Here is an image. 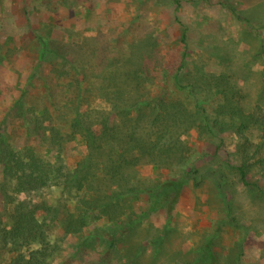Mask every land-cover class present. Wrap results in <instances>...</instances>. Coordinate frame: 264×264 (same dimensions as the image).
<instances>
[{"label":"rangeland","instance_id":"obj_1","mask_svg":"<svg viewBox=\"0 0 264 264\" xmlns=\"http://www.w3.org/2000/svg\"><path fill=\"white\" fill-rule=\"evenodd\" d=\"M262 24L264 0H226L225 4L181 0L178 9L174 0H0V121L9 112L8 118L19 125L18 107H11L24 91L40 89L52 56L45 58L34 85L28 86L27 79L43 58L46 41H54L59 48L82 42L87 52L99 46L107 54L135 58L137 66L147 65L148 72L135 67L138 81L132 85L131 101L140 103L149 98L148 92L154 96L163 91L195 112L202 107L215 116L216 105L228 97L255 120L264 119ZM184 34L187 43L182 42ZM184 51L187 68L181 79L194 85L193 93L175 83L173 72L167 80L160 73L177 63ZM94 106L102 110L112 105L99 100ZM203 121L200 117L198 123ZM252 127L211 134L198 124L182 137L188 150L181 163L161 171L152 163L137 165L147 186L197 168L188 176L170 224L164 208L151 210L148 193L121 199L111 210L116 216L111 217L79 208L77 183L41 186L28 201L31 206L38 204L45 242L18 247L15 257L30 259L42 252L49 260L44 264L62 260L99 264L106 255L107 264H211L205 247L213 240L217 264H264V129ZM11 129L6 128L3 135ZM19 132L14 130L17 144H35ZM245 138L253 143L247 174L251 186L243 184L237 168L242 164L239 148ZM86 152L84 142L75 140L61 164L74 170ZM41 153L49 163L56 162V148L43 147ZM5 154L0 146V158ZM7 177L0 162V212L10 224L13 205L1 195V182ZM7 189L11 194L12 187ZM124 226L128 230L110 248L102 229L114 232ZM3 228L4 223L0 225L1 253L9 247L2 239Z\"/></svg>","mask_w":264,"mask_h":264},{"label":"trees","instance_id":"obj_2","mask_svg":"<svg viewBox=\"0 0 264 264\" xmlns=\"http://www.w3.org/2000/svg\"><path fill=\"white\" fill-rule=\"evenodd\" d=\"M174 1L177 9L180 8L181 0ZM221 2L225 4L226 0ZM259 27L263 29L264 24ZM182 42L187 43L185 34ZM61 47L54 41L44 42L43 58L38 61L36 71L29 75L27 85L36 83L35 78H40L45 58L52 56L50 70L41 79L37 93L24 91L11 107L10 110L18 107L19 125L8 118L9 112L0 121V146L6 149L0 162L2 172L8 176L7 180L2 179L1 195L6 204L13 205L10 224L3 221L0 212V225L4 223L2 239L9 244L5 253L0 252V264H44L49 261L47 254L42 252L33 253L30 259L14 255L18 247L36 241L45 242L38 204L31 206L28 201V196L41 186L50 182L77 183L78 207L86 213L109 216H116L117 213L111 210L121 199L148 193L152 196L151 210L164 208L170 224L188 176L197 172V168L193 167L177 179H156L153 186H147L137 173V165L152 163L157 171H161L181 163L188 150L182 137L198 124L211 134L251 129L252 126L264 129L263 118L255 120L228 97L223 104L216 105L215 116L207 114L202 107L201 112H195L185 101L169 99L163 91L154 96L148 92L149 98L140 103L138 99L131 101L132 85L138 81L135 58L125 57L127 54H107L99 46H91L87 52L82 42ZM187 57V51H184L177 63L166 66L160 73L162 80H167L173 72L175 83L193 93L194 85L181 79L187 68ZM137 67L144 72L149 70L147 65L138 64ZM119 68L122 70H117ZM99 100L108 102L111 108L96 109L94 104ZM200 117L204 119L202 123H198ZM6 128L21 131L18 134H24L35 144L20 146L16 143L14 130L3 135ZM78 139L84 142L87 152L77 161L74 170L65 169V164L61 163L65 160L68 145ZM252 146L253 143L245 138L239 148L242 164L237 168L246 186L252 185L247 175L252 165ZM43 147L56 148L55 163L44 159ZM8 186L12 187L11 194ZM126 226L114 232L102 229L110 241V248L116 243V237L128 230ZM212 247L213 240H210L205 247V256L211 264H217ZM69 261L62 260L59 264H68ZM107 263L106 255L99 264Z\"/></svg>","mask_w":264,"mask_h":264}]
</instances>
